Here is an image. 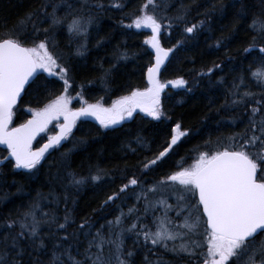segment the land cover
I'll list each match as a JSON object with an SVG mask.
<instances>
[{
    "label": "snow or ice",
    "instance_id": "snow-or-ice-1",
    "mask_svg": "<svg viewBox=\"0 0 264 264\" xmlns=\"http://www.w3.org/2000/svg\"><path fill=\"white\" fill-rule=\"evenodd\" d=\"M104 2L41 0L16 22H0V145H6L8 152L7 156H0V166L8 163L13 169L27 170L25 175L30 180L39 179L46 154L74 138L73 128L81 117H93L106 129L126 117H133L137 108L159 119L163 115L160 93L166 83L175 87L189 84L182 75L161 81V66L174 49L197 39L205 25L211 30L208 22L212 20V13L225 8L223 2L214 3L210 9L196 11L193 17L195 0L188 3L181 0L178 6L175 0H143L138 11L127 17L131 20L127 26L151 30V35L145 37L146 43L155 50V63L147 69L150 86L133 89L110 106L85 101L81 107L73 108V97L68 94L74 83L71 60L73 55L81 56L87 50L89 26L97 20L95 13L104 10ZM108 2L116 7L124 6L122 0ZM248 10L249 6L241 0L235 13L237 22L246 18ZM120 22L124 23V18ZM173 25L180 29V39L172 47H164L160 40L162 28L171 29ZM61 29L67 32L66 53L56 38ZM233 29L238 31L236 25ZM249 31L253 35L243 52L252 55L253 63L258 65L255 69L249 65L250 76L244 73L233 76L230 84L224 76L213 81L216 72L223 71V61H213L197 73L200 79L207 77L210 86L217 81L227 86L224 102L217 111L243 108L240 117H227L233 123L237 119L247 121L240 132L231 133L228 146L218 143L215 151L197 148L198 159L192 164L164 170L175 151L174 146L178 147V141L191 129L184 128L182 122L175 123L169 137L155 150L142 136L133 137L127 149L137 157L135 164L125 162L119 169V185L99 203L100 211L115 205L120 209L119 214L106 220L95 232L92 231L95 225L87 214L80 218L77 227L68 231L76 220L67 202L75 203L74 191H79L89 180L103 183L110 177L114 183L115 173L96 168L88 176L81 175L71 170L68 160L72 149H67L61 166L69 170L64 176L59 170L55 176L49 171L47 196L37 191L30 203L0 221L3 228L0 264H136L138 249L146 250L143 264H192L193 261L195 264H264V7L253 13ZM232 35L230 32L218 37L217 50L224 48L228 53ZM44 72L59 77L63 91L43 107H29L31 115L12 127L23 95L31 90L39 97L53 83ZM109 74L110 69L103 74L106 86ZM200 79L193 83L199 84ZM251 79L258 91L251 90L247 82ZM77 95L83 99L81 93ZM54 120L59 131L52 133L40 147H33L37 134ZM79 142L86 141L81 138ZM149 173H153L151 179ZM55 185L63 191L55 192ZM17 191H24V186ZM168 196H174L175 203H170ZM48 197H53L57 204H65L63 222L55 209L40 211V201ZM129 198L134 201L125 211L123 204ZM96 211L92 209L93 213ZM157 211L160 215H156ZM170 212H175V216L169 215ZM150 213L152 222L146 223ZM44 227L47 232L42 230ZM126 234L134 237L131 247L126 246ZM45 252H50L46 261ZM168 254L171 258H167Z\"/></svg>",
    "mask_w": 264,
    "mask_h": 264
},
{
    "label": "trees",
    "instance_id": "trees-1",
    "mask_svg": "<svg viewBox=\"0 0 264 264\" xmlns=\"http://www.w3.org/2000/svg\"><path fill=\"white\" fill-rule=\"evenodd\" d=\"M40 2L41 0H0V22L4 20H7L9 24L16 22L19 17L35 8ZM48 2H56V0H48ZM72 2L75 3L76 0H72ZM122 2L123 7H116L105 0L104 10L95 13L97 20L89 26L87 50L81 56L73 55L72 57L74 83L68 94L73 97L71 103L73 108L81 107L85 101L87 103L99 102L110 106L133 89L147 87L144 82V72L152 60V50L145 41L147 34L142 29L127 26L131 23L127 17L133 11H138L143 0H122ZM180 2L181 0H175V5L178 6ZM183 2L188 3L189 0H183ZM220 2L224 3L225 8L212 13V20L208 22L211 25V30L205 25L197 39L174 49L168 64L163 69L160 75L161 81H170L182 75L189 81V84L183 87L168 84L167 88L162 90L160 105L163 115L159 119L141 113H133V117H126L122 123L110 126L108 129L100 126L95 119L92 121L79 119L73 128L74 138L65 141L63 147L56 146V150L50 149V154H46L47 159L42 162L43 167L39 179L30 180L25 175L27 170L13 169L11 164L5 163L0 167V221L7 219L10 213L16 214L21 210L22 205L30 203L36 197L37 191L47 196L50 187L48 173L51 171L55 176L59 170L61 176L65 175L69 169L61 165L64 153L70 148L72 151L69 153L68 163L71 170L84 176H88L90 171L94 173L96 168L115 173L114 183L110 177L106 178L103 183L89 180L79 191H74L75 203L72 200L67 202V207L73 210L76 220V224L68 231L71 232L73 228L77 227L80 218L87 214L88 219L95 225L92 229L95 232L96 228H99L106 220L119 214L120 209L115 205L110 206L106 211H100L99 203L107 192L119 185V169L124 167L125 162L129 165L135 164L137 157L127 149L128 143L133 137L142 136L151 143L155 150L169 137L175 123L182 122L184 128L191 129L178 141V147L174 146L175 151L168 158L164 170L181 165L188 166L191 161L198 158V152L195 150L197 148L199 151H215L218 143L228 146L231 143L229 139L231 133L240 132L247 121L246 118L237 119L233 123L227 117H240L243 108L217 111V108H220L224 102L227 86L218 81L210 86L207 77L200 79L197 73L202 67L211 66L213 61L217 63L223 61L225 65L223 71H217L216 75L212 77L213 81H216L218 76H224L230 84L233 76L242 73L250 76L249 65L251 64L253 69L258 65L253 63L252 55L243 52V47L253 35L249 31L253 13L264 5H261V0H244L249 6V10L246 18L237 22L235 13L240 7L241 0H195L192 16L195 17L196 11L203 12L205 9H210L214 3L219 4ZM60 11L62 13L63 9ZM122 18L125 20L124 23L120 22ZM233 25H236L238 31H234ZM230 32L233 35L227 45L229 52L226 53L224 48L217 50L215 40L222 34L227 36ZM102 37L104 39H101ZM56 38L59 41L60 49L66 53L68 51L65 47L66 29H61ZM177 39H180V29H177L175 25L171 29H168L167 26L162 28L160 40L164 47H172ZM72 48L75 49V44L72 45ZM109 69L110 74L106 86L103 74L105 70ZM43 75L53 83L49 85L47 92L42 93L39 97L31 90L28 94L23 95V100L19 102L17 112L13 116L12 127L23 123L31 115L29 107H43L50 99L63 91V81L59 77L48 76L47 73H43ZM197 79H200V83L194 84L193 81ZM88 80L93 82L87 83ZM247 82L252 91H258L254 79ZM189 88L192 90L189 91ZM77 93H81L83 99ZM218 121L220 123H217ZM54 132H58V129L52 126L47 130L46 135L36 141L34 147H40ZM81 138L86 142L80 143ZM209 141L211 142L209 143ZM74 144L75 148H73ZM7 155L6 149L0 146V156ZM152 176L153 173H149L150 179ZM21 185L24 186V191H17ZM62 191L63 189L59 185H55V192ZM169 198L170 196H168V200ZM133 201L134 198H129L123 204L125 211ZM169 202L171 203L170 200ZM40 203V211L45 208L55 209L63 222L64 203H55L53 197L43 199ZM94 208L97 209L95 213L92 212ZM156 215H160V212L157 211ZM145 222H152L151 213ZM42 230L47 232L48 229L44 227ZM0 231H3L2 226H0ZM133 239L131 234H126V246L131 247ZM145 253L146 250L138 249L135 256L136 264H143ZM49 255L50 252L43 253V259L46 261ZM152 256L153 259L156 258L155 250ZM167 258H171L170 254L167 255ZM192 264L195 262L193 261Z\"/></svg>",
    "mask_w": 264,
    "mask_h": 264
},
{
    "label": "rangeland",
    "instance_id": "rangeland-1",
    "mask_svg": "<svg viewBox=\"0 0 264 264\" xmlns=\"http://www.w3.org/2000/svg\"><path fill=\"white\" fill-rule=\"evenodd\" d=\"M142 31H144L146 34H147V36H150L151 35V30L150 29H148V28H142ZM149 47L151 48V50H152V52L153 51H155L152 47H151V45H149ZM45 74H46V72H44ZM48 74V73H47ZM167 86H168V84L166 83V85H165V88L164 89H166L167 88ZM148 87V86H147ZM163 89V90H164ZM162 92V91H161ZM137 113V112H136ZM147 114V113H146ZM148 115V114H147ZM62 118V117H61ZM61 118H60V122H61ZM53 126L54 127H57L58 126V123H57V121H53ZM46 135V134H45ZM2 148H5V147H3L2 146ZM198 159V158H197ZM195 160H196V158H195ZM195 160H193V161H191L190 163H189V165L190 164H192ZM22 170H25V169H22ZM169 200L171 201V203H175V197L174 196H170V198H169ZM159 206V205H158ZM160 207V206H159ZM169 215H171V216H175V212H172V214H171V212L169 213Z\"/></svg>",
    "mask_w": 264,
    "mask_h": 264
},
{
    "label": "water",
    "instance_id": "water-1",
    "mask_svg": "<svg viewBox=\"0 0 264 264\" xmlns=\"http://www.w3.org/2000/svg\"><path fill=\"white\" fill-rule=\"evenodd\" d=\"M170 56H171V54H169V58L165 61V63L161 66V72H162V70H163V68H164V66L168 63V61H169V59H170ZM154 57H155V51L153 52V57H152V63H155V59H154ZM161 74V73H160ZM160 76V75H159ZM144 81H145V83H146V85H148V86H150L149 85V81H148V74H147V70L145 71V73H144ZM19 103V102H18ZM79 119H86V120H90V121H92L93 120V118L92 117H81V118H79ZM78 119V120H79ZM3 146H5V145H3Z\"/></svg>",
    "mask_w": 264,
    "mask_h": 264
},
{
    "label": "bare ground",
    "instance_id": "bare-ground-1",
    "mask_svg": "<svg viewBox=\"0 0 264 264\" xmlns=\"http://www.w3.org/2000/svg\"><path fill=\"white\" fill-rule=\"evenodd\" d=\"M170 54H172V53H170ZM152 57H153V54H152ZM170 58H171V56H170ZM169 60H170V59H169ZM168 62H169V61H168ZM151 64H152V60H151ZM167 64H168V63H167ZM167 64H166V65H167ZM166 65L164 66V68L166 67ZM164 68H163V69H164ZM147 69H148V68H147ZM147 69H146V70H147ZM146 70H145V71H146ZM162 71H163V70H162ZM144 73H145V72H144ZM161 73H162V72H161ZM160 75H161V74H160ZM144 82H145V81H144ZM145 84H146V83H145ZM146 86H148V85H146Z\"/></svg>",
    "mask_w": 264,
    "mask_h": 264
},
{
    "label": "flooded vegetation",
    "instance_id": "flooded-vegetation-1",
    "mask_svg": "<svg viewBox=\"0 0 264 264\" xmlns=\"http://www.w3.org/2000/svg\"><path fill=\"white\" fill-rule=\"evenodd\" d=\"M135 111H136V110H135ZM122 122H123V121H121V123H122ZM52 126H53V125H51V124H50V126H49V127L51 128ZM53 127H54V126H53Z\"/></svg>",
    "mask_w": 264,
    "mask_h": 264
}]
</instances>
